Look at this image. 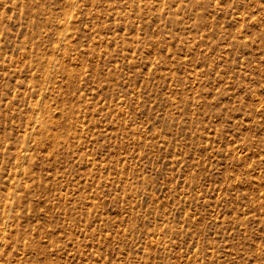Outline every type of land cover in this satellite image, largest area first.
<instances>
[{
  "label": "rangeland",
  "instance_id": "obj_1",
  "mask_svg": "<svg viewBox=\"0 0 264 264\" xmlns=\"http://www.w3.org/2000/svg\"><path fill=\"white\" fill-rule=\"evenodd\" d=\"M0 264H264V0H0Z\"/></svg>",
  "mask_w": 264,
  "mask_h": 264
},
{
  "label": "bare ground",
  "instance_id": "obj_2",
  "mask_svg": "<svg viewBox=\"0 0 264 264\" xmlns=\"http://www.w3.org/2000/svg\"><path fill=\"white\" fill-rule=\"evenodd\" d=\"M69 1H70V0H69ZM73 1H74V0H73ZM75 1H76V0H75ZM74 3H75V2H74ZM62 24H63V23H62ZM61 26H62V25H61ZM65 27H66V26H65ZM65 27H64V28H65ZM63 31H64V30H63ZM62 35H63V33H62ZM60 37H62V36H60ZM53 60H54V59H53Z\"/></svg>",
  "mask_w": 264,
  "mask_h": 264
}]
</instances>
